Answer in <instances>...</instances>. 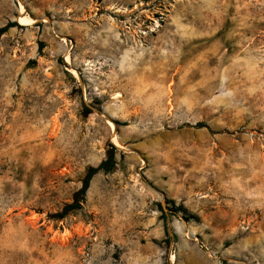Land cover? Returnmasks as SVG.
<instances>
[{"label":"rangeland","instance_id":"rangeland-1","mask_svg":"<svg viewBox=\"0 0 264 264\" xmlns=\"http://www.w3.org/2000/svg\"><path fill=\"white\" fill-rule=\"evenodd\" d=\"M7 26L0 264H264V0H0Z\"/></svg>","mask_w":264,"mask_h":264},{"label":"trees","instance_id":"trees-1","mask_svg":"<svg viewBox=\"0 0 264 264\" xmlns=\"http://www.w3.org/2000/svg\"><path fill=\"white\" fill-rule=\"evenodd\" d=\"M12 26H7L5 28L0 29V38L8 31V29ZM116 162H115V156L113 153L110 154L108 159L103 162L100 167L98 168H91L85 181L83 184V187L75 194L74 202L72 204L66 205L64 207L63 213L60 214L59 218H64L66 215H68L70 212L81 209L82 208V202L86 196V193L90 187V182L93 179V177L99 172V171H105V172H111L114 168ZM175 211H181V208L176 209ZM190 219H196L195 216H187L185 217L186 221H189Z\"/></svg>","mask_w":264,"mask_h":264},{"label":"bare ground","instance_id":"bare-ground-1","mask_svg":"<svg viewBox=\"0 0 264 264\" xmlns=\"http://www.w3.org/2000/svg\"><path fill=\"white\" fill-rule=\"evenodd\" d=\"M19 22L21 25H25V26H30L34 21L32 19H29L27 17H20ZM67 61L69 62V59L67 58ZM113 129H114V125H112ZM120 141V140H119ZM118 141V138L116 135H114L112 142L117 145L120 146V143Z\"/></svg>","mask_w":264,"mask_h":264}]
</instances>
